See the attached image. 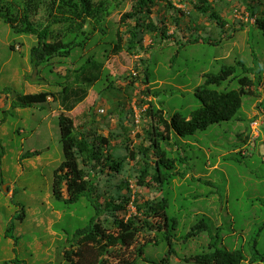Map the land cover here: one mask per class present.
<instances>
[{
	"label": "rangeland",
	"instance_id": "374dc122",
	"mask_svg": "<svg viewBox=\"0 0 264 264\" xmlns=\"http://www.w3.org/2000/svg\"><path fill=\"white\" fill-rule=\"evenodd\" d=\"M129 1L103 24L105 37L104 33L98 36V31L90 39L86 55L94 52L104 60V49L113 45L116 33L121 30L124 34L134 25L120 23ZM170 1L175 9L166 0L158 1L154 8L153 21L168 33L163 37L159 33L145 35L144 45L149 50L142 54L145 65L135 55H130L129 61L111 60L106 67L118 90L107 88L106 82L97 84L93 89L99 93L91 91L88 101L72 112L82 123L85 107L95 104L97 118L108 116V121L99 123L98 132L116 136L112 145L118 146V156H128L125 144L129 141L130 148L150 142L145 133L152 126L144 116L147 105L139 107L145 99L140 92L147 86L145 72L151 89L159 92L147 100H153L167 118L175 113L187 116L200 108L196 90L201 87L221 94L238 89V79L246 74L243 67L254 69L248 73L254 81L264 75V35L247 9L253 5L260 15L264 0H209L220 20L197 14L190 0L183 4ZM36 44L35 37L18 34L0 18V264H71L65 252L75 233L96 213L85 198L71 204L53 194L54 171L64 160L59 104L50 99L30 108L14 105L18 95L59 92L60 83H65L60 75L64 69H57L54 63L38 69L33 66L31 50ZM65 60L75 67L83 63L74 56ZM224 66L236 67L235 74L219 88L207 86L205 76L218 74ZM256 93L243 96L242 107L232 120L186 137L173 133L170 141L161 143L169 157L179 160L175 171L186 174L176 177L162 192L169 199V216L179 223L176 237L182 238L202 219L210 227L189 242L173 240L181 258L217 249L241 250L246 258L243 264H264V108L260 106L264 96L262 89ZM119 107L122 118L115 112ZM256 122L258 126L252 130ZM35 151L41 154L26 156ZM141 157L142 153L134 161L129 158L122 177L112 183L104 181L102 190L116 194L121 180H129L133 193L149 199V186L139 189L136 177H131L141 167ZM128 209L130 217L136 208L130 205ZM169 249L164 239L149 244L145 256L160 262ZM177 258L171 257V264H194Z\"/></svg>",
	"mask_w": 264,
	"mask_h": 264
},
{
	"label": "trees",
	"instance_id": "16d2710c",
	"mask_svg": "<svg viewBox=\"0 0 264 264\" xmlns=\"http://www.w3.org/2000/svg\"><path fill=\"white\" fill-rule=\"evenodd\" d=\"M158 1L161 0H130L127 3L129 9L121 12L120 23L123 26L134 25L124 34L121 30L116 33L113 45L104 49V60L94 52L86 55L84 51L91 45L90 39L98 31V36L104 33L105 37L103 24L127 0H103L98 3L93 0H5L0 6V18L5 24L18 34L37 39V44L31 50L32 64L36 69L52 63L57 69H64V73L60 71V75L65 83H60L59 87L62 89L59 92L21 94L17 96L14 105L30 108L52 99L62 110L59 125L64 160L54 171L53 194L57 199L71 204L85 198L96 212L89 224L75 233L70 248L65 252V257L71 264H171V257L174 256L184 262L193 261L194 264H243L246 260L241 250L217 249L183 258L176 254L174 239H177L176 242L179 239L184 243L189 242L210 227L208 221L202 219L182 238L176 237L179 223L169 216V199L162 192L164 186L186 174L175 171L179 160L169 157V151L163 150L161 143L170 141L173 133L186 137L198 131H206L213 124L232 120L242 107L244 95H256V90L262 89L264 96V75L254 81L248 74L254 72V69L243 67L246 74L238 79V89L221 94L217 90L201 87L196 90L201 102L200 108L187 116L175 113L167 118L163 109L157 108L153 100H147L148 97L156 98L159 92L151 89V80L145 72L147 86L140 91L145 99L140 100L139 107L147 105L144 116L152 121V126L145 133L146 140L150 142L147 146L141 144L130 148L132 141L126 138L129 141L125 144L128 156L116 154L118 146L112 145L116 140L114 134L105 136L98 132L99 123L108 121L109 117L102 120L97 118L95 104L85 107L82 123H78L72 114L88 101L97 84L106 82L107 88H116L114 77L106 67L111 60L121 58L129 61L130 55H135L140 57L141 65H145L142 54H149L144 45L145 35L153 34L155 37L157 33L161 36L168 33L165 27L158 26L152 18ZM166 1L170 8L175 9L172 1ZM178 1L183 4L188 0ZM190 1L197 14L220 20L209 0ZM247 9L251 19H255L254 25L264 35V12L258 15V8L250 4ZM179 10L177 9L183 13ZM11 48L15 49L13 46ZM76 50H80V54L75 55ZM72 56L75 61H82V65L75 67L65 62V59ZM138 68L139 65L136 67L137 71ZM142 70L145 71L146 68ZM235 72L236 67L224 66L218 74L205 76L206 85L219 88ZM138 78L139 76L133 81ZM118 99L117 97L116 100ZM260 106L264 108V97ZM120 109L121 107L115 112L122 118ZM140 153L142 157L139 162L142 165L135 169V174L131 173V177H136L137 188L149 186L152 193L149 199L144 200L133 193L129 180H121L116 194L102 190L104 181L111 182L112 179L121 178L126 170L127 160H136ZM40 154L41 152L35 151L26 156ZM181 161L184 162L182 158ZM130 205L135 206L136 213L127 217ZM160 237L170 244V249L166 257L157 262L145 256V250L149 244H159Z\"/></svg>",
	"mask_w": 264,
	"mask_h": 264
},
{
	"label": "clouds",
	"instance_id": "9594fccd",
	"mask_svg": "<svg viewBox=\"0 0 264 264\" xmlns=\"http://www.w3.org/2000/svg\"><path fill=\"white\" fill-rule=\"evenodd\" d=\"M255 23V22H254ZM17 49H20V48H17ZM102 113L104 112L103 110L101 111ZM257 126H258V123L256 122V123H254V125L252 126V130H255L256 128H257ZM255 136L257 137L258 136V133H255ZM136 213V211L135 212H133L132 214H135ZM131 214V215H132Z\"/></svg>",
	"mask_w": 264,
	"mask_h": 264
},
{
	"label": "crops",
	"instance_id": "0c3cea01",
	"mask_svg": "<svg viewBox=\"0 0 264 264\" xmlns=\"http://www.w3.org/2000/svg\"><path fill=\"white\" fill-rule=\"evenodd\" d=\"M262 102V101H261ZM254 125V123H252V126ZM253 129V128H252Z\"/></svg>",
	"mask_w": 264,
	"mask_h": 264
}]
</instances>
